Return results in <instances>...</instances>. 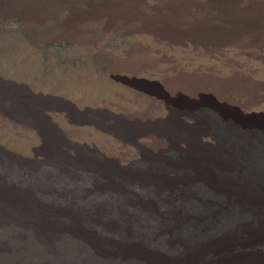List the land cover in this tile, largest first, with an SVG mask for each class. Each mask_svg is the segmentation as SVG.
<instances>
[{"label": "bare ground", "instance_id": "bare-ground-1", "mask_svg": "<svg viewBox=\"0 0 264 264\" xmlns=\"http://www.w3.org/2000/svg\"><path fill=\"white\" fill-rule=\"evenodd\" d=\"M153 1L110 0L97 17L107 16V22L148 20L136 30L153 34L165 48L179 47L206 59L174 64L170 83L177 99L168 122L152 132L142 123L120 121L114 126L126 148H141L146 142L141 136L159 137L165 142L155 143V150L170 149L176 160L163 162L161 156L143 152L138 168L113 164L100 169L51 153L52 166L72 168L69 177L78 169L87 172L95 191L78 199L94 201L75 210L73 198L44 195L37 185H18L23 175L19 171L17 183L0 180V224L30 230L47 255L64 239L77 240L105 264H264V123L240 118L255 106L241 98L257 93L256 80L248 74L251 68L242 62H264V0ZM152 6L158 14L148 19L143 12ZM10 99L20 112L27 111L22 97ZM251 132L255 135L248 138ZM208 137L217 144H206ZM186 204L196 210L188 211ZM12 245L0 240V256L18 255L20 249Z\"/></svg>", "mask_w": 264, "mask_h": 264}, {"label": "rangeland", "instance_id": "rangeland-1", "mask_svg": "<svg viewBox=\"0 0 264 264\" xmlns=\"http://www.w3.org/2000/svg\"><path fill=\"white\" fill-rule=\"evenodd\" d=\"M109 4L110 0H0V180L17 183L20 171L18 185L31 189L37 185L44 195L56 192L60 198H73L75 210L87 209L94 201L78 196H93L96 184L83 169L69 177L72 168L59 170L50 163L51 157L68 163L82 159L100 169L113 164L138 168L143 152L174 162L170 149L155 150L164 139L141 136L146 141L141 148H126L114 126L120 121L142 123L152 132L168 122L177 99L170 83L174 64L206 60L179 47L165 48L153 34L136 30L148 20L107 22V16L97 17V11ZM153 8H146L143 16L156 17ZM154 48L164 54L151 51ZM256 62H242L251 68L248 74L256 80L259 94L241 98L243 104L255 106L240 113L243 121L254 125L264 123V62ZM10 96L26 100L27 111L20 112ZM213 123L211 127L219 132V125ZM251 135L255 132L248 138ZM204 142L217 144L210 137ZM177 186L183 188L180 182ZM186 205L188 211L196 210ZM14 227L0 224V240L20 249L19 256L2 255L0 264H105L71 238L47 255L34 243L30 230ZM20 234L25 235L23 240L16 239Z\"/></svg>", "mask_w": 264, "mask_h": 264}]
</instances>
